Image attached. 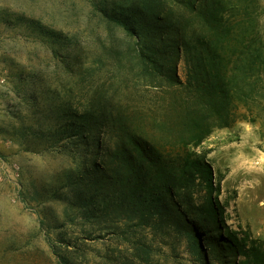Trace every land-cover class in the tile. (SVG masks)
<instances>
[{
    "label": "trees",
    "instance_id": "trees-1",
    "mask_svg": "<svg viewBox=\"0 0 264 264\" xmlns=\"http://www.w3.org/2000/svg\"><path fill=\"white\" fill-rule=\"evenodd\" d=\"M247 9L224 0H113L108 10L105 0L96 4L97 25L108 32L96 36L90 64L105 69L111 99L75 110L59 105L49 135L90 155L69 175L66 201L72 220L124 246L117 257L104 256L107 264H151L161 242L175 257V242L184 243L192 264L211 263L207 247L212 258L235 254L234 241L218 232L211 198L190 213L195 207L186 200L196 181L209 193L213 185L209 165L188 147L264 111V42ZM25 22L48 42H69L38 21Z\"/></svg>",
    "mask_w": 264,
    "mask_h": 264
},
{
    "label": "rangeland",
    "instance_id": "rangeland-1",
    "mask_svg": "<svg viewBox=\"0 0 264 264\" xmlns=\"http://www.w3.org/2000/svg\"><path fill=\"white\" fill-rule=\"evenodd\" d=\"M100 1L0 0V76L6 80L0 88V133L5 138L0 144V264H58L59 254L73 264H107L105 255L117 257L116 251L124 249L109 232L71 219L68 177L90 155L68 139L49 135L59 105L69 103L75 110L84 101L111 99L105 69L90 64L96 36L108 32L107 25H97ZM224 1L248 8L264 42V0ZM105 3L108 10L113 0ZM25 21H38L69 42H48ZM178 73L184 79L182 62ZM249 118L216 128L188 147L209 165L213 185L209 193L196 181L186 200L195 207L190 213L195 216L192 209L200 210L211 198L220 211L218 232L236 244L235 254L215 258L207 247L210 264H264V111ZM175 243L176 257L171 244L161 242L162 251L154 248L151 264H192L185 260L186 245Z\"/></svg>",
    "mask_w": 264,
    "mask_h": 264
},
{
    "label": "built area",
    "instance_id": "built-area-1",
    "mask_svg": "<svg viewBox=\"0 0 264 264\" xmlns=\"http://www.w3.org/2000/svg\"><path fill=\"white\" fill-rule=\"evenodd\" d=\"M6 80L5 77L0 76V88H3L5 86ZM5 143V138L3 136V134L0 133V144H4ZM18 167L15 165L14 166V171H17Z\"/></svg>",
    "mask_w": 264,
    "mask_h": 264
}]
</instances>
